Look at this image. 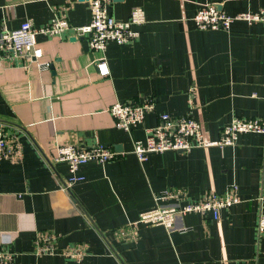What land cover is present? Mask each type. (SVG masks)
Instances as JSON below:
<instances>
[{
    "label": "crops",
    "instance_id": "0c3cea01",
    "mask_svg": "<svg viewBox=\"0 0 264 264\" xmlns=\"http://www.w3.org/2000/svg\"><path fill=\"white\" fill-rule=\"evenodd\" d=\"M210 3L229 16L264 8V0H112L109 10L119 20L133 7L143 10L135 41L110 43L101 53L69 34L38 35L40 57L0 59V124L23 150L19 163L0 160V249L8 235L14 264H264V236L256 231L264 135L244 133L222 148L152 153L143 162L132 153L133 141L143 140L161 113L190 114L213 140L235 117L264 119V22L199 30L192 18ZM54 13L72 27L90 21L86 0H0V30L26 20L40 27ZM149 97L156 108L141 125L130 133L114 127L112 103ZM97 143L121 157L80 166L81 180L64 190L67 165L49 161L56 147ZM231 185L240 202L217 215L192 213L171 232L140 224L129 242L112 234L158 195L185 204L222 196ZM38 233L58 235L57 248L79 243L86 255L78 262L36 255Z\"/></svg>",
    "mask_w": 264,
    "mask_h": 264
},
{
    "label": "built area",
    "instance_id": "2783aa9c",
    "mask_svg": "<svg viewBox=\"0 0 264 264\" xmlns=\"http://www.w3.org/2000/svg\"><path fill=\"white\" fill-rule=\"evenodd\" d=\"M90 21L81 27H72L64 15L54 13L50 21L36 27L31 20H26L13 30L3 28L0 30V59H35L40 57L41 49L36 37L43 35L49 38L86 39L90 50L104 52L110 43L118 45L135 41L139 37L136 27L145 22V14L139 7L130 10L126 20L113 17L109 7L112 0H86ZM195 27L202 31L222 30L228 31L235 21L246 23L264 22V8L256 12H241L233 16L226 15L217 4L210 3L198 7L193 18ZM102 69L103 63L99 65ZM44 68L48 64H43ZM105 71L102 69V74ZM196 93L195 87L189 88V97ZM156 102L152 97L144 99L141 103L134 100L114 102L108 108V113L113 120L115 128L130 133L136 126L144 122L145 116L153 113ZM256 133L264 135V119L233 118L221 130L219 138L208 139L202 124L193 119L190 114L171 116L167 113L158 115L157 124L145 129V137L141 141H133L132 153L139 162L146 160L152 153L167 151L189 153L193 149H207L208 147H227L236 144L239 135ZM122 154L113 149L95 144L90 147L80 148L72 144L58 145L49 161L51 163H65L68 169V178L63 182V189L68 190L75 182L81 180L77 174L78 168L89 162L105 164L121 157ZM5 159L13 164L23 159L22 145L7 131L4 124H0V160ZM173 195H158L155 205L142 211L137 218L126 227L117 228L112 234L120 240L134 241L137 239L138 225L162 227L167 232L176 229L177 221L192 213L206 214L209 212L217 215L221 209H227L240 202L238 191L231 185L219 197H206L185 204H178ZM261 201V198L259 199ZM256 231L258 236H264V207L260 206L257 218ZM8 236V235H7ZM4 239L0 249V264H14L13 253L9 248L10 239ZM58 235L52 233H38L34 238V253L36 255L58 254L68 260L81 261L85 257V250L81 244L75 243L65 248H57Z\"/></svg>",
    "mask_w": 264,
    "mask_h": 264
},
{
    "label": "water",
    "instance_id": "95a60500",
    "mask_svg": "<svg viewBox=\"0 0 264 264\" xmlns=\"http://www.w3.org/2000/svg\"><path fill=\"white\" fill-rule=\"evenodd\" d=\"M73 39H75V38H73Z\"/></svg>",
    "mask_w": 264,
    "mask_h": 264
}]
</instances>
